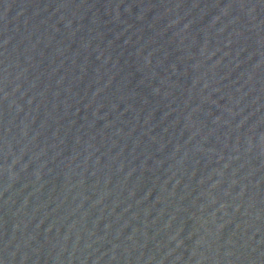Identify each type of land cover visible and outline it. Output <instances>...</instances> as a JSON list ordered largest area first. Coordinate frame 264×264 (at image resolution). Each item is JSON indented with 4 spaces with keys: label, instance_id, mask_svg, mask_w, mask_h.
Here are the masks:
<instances>
[{
    "label": "water",
    "instance_id": "obj_1",
    "mask_svg": "<svg viewBox=\"0 0 264 264\" xmlns=\"http://www.w3.org/2000/svg\"><path fill=\"white\" fill-rule=\"evenodd\" d=\"M0 264H264V0H0Z\"/></svg>",
    "mask_w": 264,
    "mask_h": 264
}]
</instances>
